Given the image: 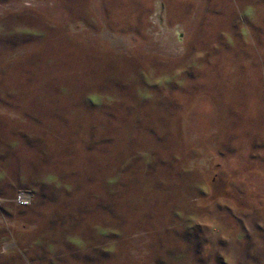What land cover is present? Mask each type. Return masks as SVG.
I'll use <instances>...</instances> for the list:
<instances>
[{
    "label": "rangeland",
    "instance_id": "1",
    "mask_svg": "<svg viewBox=\"0 0 264 264\" xmlns=\"http://www.w3.org/2000/svg\"><path fill=\"white\" fill-rule=\"evenodd\" d=\"M0 264H264V0H0Z\"/></svg>",
    "mask_w": 264,
    "mask_h": 264
},
{
    "label": "built area",
    "instance_id": "2",
    "mask_svg": "<svg viewBox=\"0 0 264 264\" xmlns=\"http://www.w3.org/2000/svg\"><path fill=\"white\" fill-rule=\"evenodd\" d=\"M30 200V194L28 192H20L18 197H17V201L19 202V204H27L29 203Z\"/></svg>",
    "mask_w": 264,
    "mask_h": 264
}]
</instances>
